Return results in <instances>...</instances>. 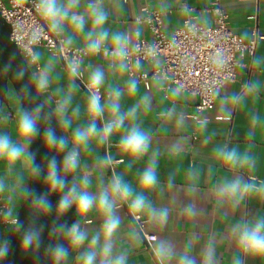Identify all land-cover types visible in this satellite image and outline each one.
I'll use <instances>...</instances> for the list:
<instances>
[{"label":"clouds","instance_id":"1","mask_svg":"<svg viewBox=\"0 0 264 264\" xmlns=\"http://www.w3.org/2000/svg\"><path fill=\"white\" fill-rule=\"evenodd\" d=\"M31 2L35 22L28 39L32 43L25 42L20 49L24 63L13 73L16 81L28 75L29 83L19 89L11 85L4 89L13 111L0 104V224L8 232L20 234L22 252L39 253L44 226L38 220L53 215L49 239L55 242L45 248L50 264H130L134 248L146 239L142 225L166 228L177 203L175 194L162 206L149 196L154 191L163 194L176 189L175 175L170 174L166 183L161 180V158L181 157L189 143L188 136H179L164 151L154 147V132L144 126V116L152 109V90L165 92V100H175L182 97L184 87L170 86L168 75L161 70L158 47L149 45L144 54L156 71L150 90L142 91L136 75L146 74L138 51L142 33L139 29L111 27L106 0ZM44 36L58 41L47 56L38 50ZM97 59L102 63H96ZM61 61L67 70L66 86L60 84L62 77L57 72ZM226 62L225 54L217 49L211 63L219 69ZM2 71H12L11 64L4 65ZM117 76H127L122 86L113 79ZM78 79L86 81L83 103L75 102ZM259 85V81H249L248 93L259 95ZM212 94L220 98V109L226 117L231 115L232 106L244 105L247 99L239 92L221 96L219 88H213ZM129 100L131 103H127ZM25 101L34 106L25 107ZM158 119L178 129L187 127L186 113L174 102L161 109ZM248 124L246 146L221 142L212 148L214 159L229 173L211 187L212 208L225 225L226 234H213L201 245L200 236L190 233L182 247L169 237L153 235L150 250L155 264H264V178L250 175L258 164L252 147L257 131L264 130V113L250 112ZM195 125L201 134L207 133L209 120L199 117ZM214 135H203L202 142L211 143ZM37 138L47 150L43 163L37 162V152L31 149ZM114 138L125 169L106 179L103 169L110 166L114 154L96 153L99 147L111 145ZM89 156H95L94 169L86 162ZM141 161L143 167L136 172L135 183L126 179V173ZM185 175L187 183L180 191L186 189L189 199L181 204L180 214L195 219L205 212L191 199L198 192L201 171L190 166ZM35 180H42L47 191L29 187ZM53 194L58 197L55 205L50 199ZM25 202L31 209L27 226L18 218V209ZM250 202L260 210L253 214L248 208ZM124 205L131 217L129 223L134 225L127 233V244L121 239L124 219L120 209ZM71 210L76 219L69 225L62 222V217ZM93 214L100 219L94 229L88 227V217ZM223 240L234 246L230 258L220 254L218 241ZM10 247L7 237L0 238V264Z\"/></svg>","mask_w":264,"mask_h":264},{"label":"crops","instance_id":"2","mask_svg":"<svg viewBox=\"0 0 264 264\" xmlns=\"http://www.w3.org/2000/svg\"><path fill=\"white\" fill-rule=\"evenodd\" d=\"M213 2V0H106V6L110 12V26L122 30L139 29L142 33L141 37L151 39V32L147 24L141 20L146 14V8L149 10H165L164 29L168 33H172L179 28L184 19L189 14L197 15L196 21L199 23H211L213 14L205 9ZM223 9L228 13V25L231 30L242 35L245 39H250L255 30L260 35H264V0H220ZM189 8H193L189 10ZM38 50L42 51L45 56L50 52L44 46H38ZM240 65L238 66V77L223 85L221 96L231 95L234 93H242L247 99L244 105L232 106L230 116H225L220 109L219 97H216L214 107L212 109L197 112L196 104L198 98L193 94L184 91L182 97L173 100L169 98L163 99L165 92H157L152 90L153 105L151 111L144 116V126L151 128L154 132V147H159L164 151L166 147L179 136H188L189 143L185 152L179 158H168L166 155L161 158L159 175L162 182L166 183L170 174L175 175L176 189L166 190L163 194L159 191H154L149 194L150 198L158 206L170 203L173 194L176 195L177 203L173 206V213L166 228L159 229L149 224H145L142 228L146 239L144 243L137 248H134L130 264H155L153 259L150 244L151 241L147 238L148 234H155L158 237L171 238L178 247H182L184 241L190 233H196L200 236V244L205 240L220 232L226 234V227L221 223L218 214L213 210L211 200V187L215 184L222 175H228L226 169L219 164L212 155V148L216 143L227 142L230 146H246L248 140L246 133L249 128L248 120L250 112L264 113V38L258 41L254 53L247 54L244 57H239ZM253 60L256 64H253ZM96 63H102L97 59ZM145 69L150 68V64L144 62ZM66 68L61 61L57 65V72L61 74L62 79L60 84L67 85ZM127 76L114 77L119 81L121 86L123 80ZM249 81L260 82V94H249L247 83ZM79 90L76 94L75 102L83 103L87 88L85 79L76 81ZM150 85H146L141 81V89L150 90ZM55 86V85H54ZM175 103L178 109L183 110L187 116V127L178 129L173 123H165L158 119V113L162 108ZM127 103H131L129 100ZM9 111H13V107L9 102H1ZM127 106V104L125 105ZM198 114V117H206L209 120L208 132L201 134L195 125L196 119L193 117ZM222 117V118H218ZM215 133L212 142L205 145L203 135ZM252 151L258 157L257 168L250 173L251 176L264 178V130H258L253 141ZM108 152L114 154L109 167L103 169L105 178H110L113 172H122L125 169V164L121 163V154L116 147L115 138L109 146H101L97 149V155H105ZM125 159L126 162V158ZM86 162L90 168H95V156L86 157ZM190 166H195L200 169L201 176L199 180L198 192L192 200L196 202L198 207L205 210L204 214L195 219H190L180 214L181 204L186 203L189 199L186 189L180 191L187 183L186 170ZM143 167V161L138 162L130 172L126 173V179L135 183L136 172ZM249 210L254 214L260 210V206L255 202H250ZM19 210V209H18ZM120 213L124 219V226L121 233V239L124 243H129L127 233L134 227L129 223L131 217L128 215L127 206L124 205L120 209ZM88 219L91 223L89 228H96L100 223V219L95 214L90 215ZM9 232L6 226L0 224V238L7 237ZM220 244V254L222 257L230 258L234 250V246L226 241H218ZM224 264V261H222ZM248 264H260L259 261H249Z\"/></svg>","mask_w":264,"mask_h":264},{"label":"built area","instance_id":"3","mask_svg":"<svg viewBox=\"0 0 264 264\" xmlns=\"http://www.w3.org/2000/svg\"><path fill=\"white\" fill-rule=\"evenodd\" d=\"M205 10L213 14L211 23H199L195 20L197 15L189 14L183 24L172 33L164 29L165 10L146 8V14L138 18L147 24L152 37L140 38L141 47L138 51L143 63H149L150 68L145 69V75H136L149 85L156 69L150 58L144 54V49L149 45H156L163 61L161 70L168 75L170 86L183 85L184 91L196 96L197 112L214 107L216 96L212 94L213 88L221 89L227 82L235 80L238 77L239 57L254 53L258 41L264 38L257 30L250 39H245L231 30L228 25V13L221 6L220 0H213ZM0 12L11 24V39L19 49L24 47L25 42L31 44L28 35L31 25L35 22V8L31 0H0ZM38 46H44L50 52L58 46V41L53 37L44 36ZM217 49H220L227 59L223 68L219 69L211 63ZM193 117L199 118L198 114ZM144 226L145 224L142 228ZM153 235L155 234H148L147 238L150 240Z\"/></svg>","mask_w":264,"mask_h":264},{"label":"water","instance_id":"4","mask_svg":"<svg viewBox=\"0 0 264 264\" xmlns=\"http://www.w3.org/2000/svg\"><path fill=\"white\" fill-rule=\"evenodd\" d=\"M12 26L11 24L1 15L0 12V100L1 102H8L5 97L4 89L9 85L19 89L24 84L29 83L28 75L25 76L23 81H16L13 79V73L16 68L24 63L23 56L20 52L17 44L11 39ZM11 64L12 71L4 73L2 71L4 65ZM39 102V101H37ZM33 104H30L28 101H25V107H32ZM53 127H57V132L59 133L58 126L55 121H53ZM42 132V130H41ZM31 149L37 152V162L43 163V157L46 154L47 150L45 149L42 139L37 138ZM48 155H53L54 153H47ZM58 159H62L58 157ZM29 187L33 188L37 192L47 191L46 187L43 184L42 180H35L29 184ZM53 205L56 204L58 197L53 194L50 197ZM31 209L27 202L20 206L18 210V218L22 221L25 226L30 221ZM54 216H42L38 220V224L44 226V231L42 233V246L39 250V253H34L32 251L22 252L20 248V234L10 233L7 238L10 241V252L7 258L2 262V264H50L49 259L45 255V248L49 243H54L49 239V228L52 225ZM76 219L75 211H69L64 217H62V222H66L69 225L73 223Z\"/></svg>","mask_w":264,"mask_h":264}]
</instances>
